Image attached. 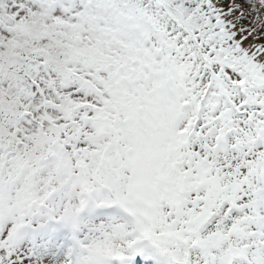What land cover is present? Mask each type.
Returning <instances> with one entry per match:
<instances>
[{
  "label": "snow or ice",
  "instance_id": "1",
  "mask_svg": "<svg viewBox=\"0 0 264 264\" xmlns=\"http://www.w3.org/2000/svg\"><path fill=\"white\" fill-rule=\"evenodd\" d=\"M0 264H264V0H0Z\"/></svg>",
  "mask_w": 264,
  "mask_h": 264
}]
</instances>
